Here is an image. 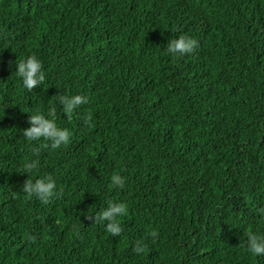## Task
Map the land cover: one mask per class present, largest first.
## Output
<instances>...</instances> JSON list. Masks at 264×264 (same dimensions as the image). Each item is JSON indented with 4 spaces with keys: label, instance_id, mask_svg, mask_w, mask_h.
<instances>
[{
    "label": "trees",
    "instance_id": "16d2710c",
    "mask_svg": "<svg viewBox=\"0 0 264 264\" xmlns=\"http://www.w3.org/2000/svg\"><path fill=\"white\" fill-rule=\"evenodd\" d=\"M181 34L199 46L169 56ZM32 54L46 80L28 91ZM53 105L72 131L57 150L22 130ZM34 158L47 204L21 190ZM109 201L127 204L119 236L94 220ZM261 207L264 0H0V264H264L247 249Z\"/></svg>",
    "mask_w": 264,
    "mask_h": 264
},
{
    "label": "clouds",
    "instance_id": "9594fccd",
    "mask_svg": "<svg viewBox=\"0 0 264 264\" xmlns=\"http://www.w3.org/2000/svg\"><path fill=\"white\" fill-rule=\"evenodd\" d=\"M199 46V41L186 34L179 35L178 38L168 40L165 49L166 54L172 57H183L191 54ZM17 64L16 74L20 77L22 86L28 91H33L37 86L42 85L46 80V71L43 61L32 54L21 59ZM88 103V97L84 94H60L58 104L62 106L65 114L74 113L80 106ZM57 107L50 106L47 111L37 109L30 112L28 118L29 126L22 129L23 136L28 141H46L43 147L52 150L61 149L68 145L72 137V131L59 125L56 119ZM34 154L38 156L39 148L33 149ZM39 168L38 158L26 160L23 165L24 173H28V178L21 186V190L29 196L38 198L42 203L47 204L57 192V182L51 175L38 176L35 180L30 179L31 173ZM126 179L123 175L117 173L111 176V185L116 188H123ZM128 211L127 204L122 201H109L108 206L94 215L95 222L105 221V228L113 236H119L123 232V225L120 218ZM258 213L264 216V207L258 209ZM90 218H92L90 216ZM157 233H153L155 238ZM32 239H35L33 237ZM247 249L249 252L259 256L264 255V234L256 231H249L247 236ZM136 253H143L146 250V244L138 241L135 245Z\"/></svg>",
    "mask_w": 264,
    "mask_h": 264
}]
</instances>
